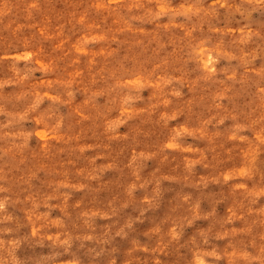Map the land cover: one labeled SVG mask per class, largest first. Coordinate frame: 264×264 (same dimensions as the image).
<instances>
[{"label": "rangeland", "instance_id": "obj_1", "mask_svg": "<svg viewBox=\"0 0 264 264\" xmlns=\"http://www.w3.org/2000/svg\"><path fill=\"white\" fill-rule=\"evenodd\" d=\"M0 264H264V0H0Z\"/></svg>", "mask_w": 264, "mask_h": 264}]
</instances>
